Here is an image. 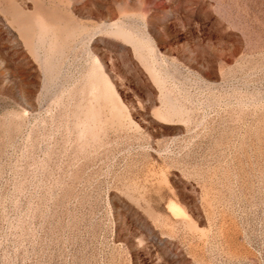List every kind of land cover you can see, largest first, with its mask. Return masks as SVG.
Masks as SVG:
<instances>
[{
    "label": "rangeland",
    "instance_id": "rangeland-1",
    "mask_svg": "<svg viewBox=\"0 0 264 264\" xmlns=\"http://www.w3.org/2000/svg\"><path fill=\"white\" fill-rule=\"evenodd\" d=\"M0 9V264H264V0Z\"/></svg>",
    "mask_w": 264,
    "mask_h": 264
},
{
    "label": "bare ground",
    "instance_id": "bare-ground-1",
    "mask_svg": "<svg viewBox=\"0 0 264 264\" xmlns=\"http://www.w3.org/2000/svg\"><path fill=\"white\" fill-rule=\"evenodd\" d=\"M14 1H15V0H14ZM9 2H10V1H9ZM11 2H12V0H11ZM12 4H15V3L13 2ZM2 6H3V5H2ZM6 6H7V5H6ZM9 6H10V5H9ZM4 7H5V6H4ZM7 7H8V6H7ZM15 7H17V6H15ZM2 9H3V8H2ZM4 9H5V8H4ZM8 9L11 10V8H9V7H8ZM6 10H7V9H6ZM16 10H18V9H15V11H16ZM3 11L5 12V10H3ZM3 11H2V12H3ZM7 11H8V10H7ZM13 11H14V10H13ZM19 11H20V10H18V12H19ZM0 12H1V9H0ZM11 12H12V11H11ZM16 12H17V11H16ZM9 13H10V12H9ZM9 13L7 12L6 14H9ZM12 13H14V12H12ZM16 14H17V13H16ZM16 14H15V15H16ZM10 15H13V14H10ZM15 15H13V16H15ZM19 15H20V14H19ZM5 16H6V15H5ZM17 17H18V15L15 16V18H17ZM6 18H8V17H6ZM12 18H13V17H11V19H12ZM15 18H14V19H15ZM18 18H20V17H18ZM18 18H17V19H18ZM17 19H16V20H17ZM19 20H20V19H19ZM14 21H15V20H14ZM11 22H12V24H13V20H12ZM8 23H9V21H8ZM17 23H18V21H17ZM13 25H14V24H13ZM15 25H16V24H15ZM23 25H24V24H23ZM24 26H25V25H24ZM16 27H17V26H16ZM19 28H20V30L22 29V27H18V30H19ZM11 29H12V27H11ZM24 29H25V28H24ZM22 30H23V29H22ZM25 30H27V29H25ZM138 33H139V32H138ZM20 35H21V34H20ZM139 35H141V34L139 33ZM141 37H142V35H141ZM146 37H147V34H146ZM146 37H145V38H146ZM147 39H148V37H147ZM150 44H151V43H150ZM173 211H175V210L173 209Z\"/></svg>",
    "mask_w": 264,
    "mask_h": 264
},
{
    "label": "snow or ice",
    "instance_id": "snow-or-ice-1",
    "mask_svg": "<svg viewBox=\"0 0 264 264\" xmlns=\"http://www.w3.org/2000/svg\"><path fill=\"white\" fill-rule=\"evenodd\" d=\"M134 103H135V101H134Z\"/></svg>",
    "mask_w": 264,
    "mask_h": 264
}]
</instances>
